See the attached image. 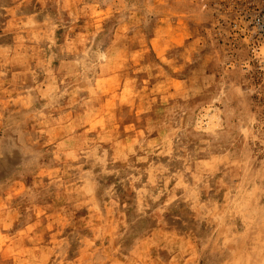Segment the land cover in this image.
Wrapping results in <instances>:
<instances>
[{"label":"rangeland","instance_id":"1","mask_svg":"<svg viewBox=\"0 0 264 264\" xmlns=\"http://www.w3.org/2000/svg\"><path fill=\"white\" fill-rule=\"evenodd\" d=\"M230 1L0 0V223L58 226L46 264H264V47Z\"/></svg>","mask_w":264,"mask_h":264},{"label":"built area","instance_id":"2","mask_svg":"<svg viewBox=\"0 0 264 264\" xmlns=\"http://www.w3.org/2000/svg\"><path fill=\"white\" fill-rule=\"evenodd\" d=\"M230 2H224L223 7L227 9ZM230 9V16L225 13L220 21L230 25L234 32L240 30L244 36H255L261 45L257 51L261 52L264 47V0H233Z\"/></svg>","mask_w":264,"mask_h":264},{"label":"crops","instance_id":"3","mask_svg":"<svg viewBox=\"0 0 264 264\" xmlns=\"http://www.w3.org/2000/svg\"><path fill=\"white\" fill-rule=\"evenodd\" d=\"M1 216V214H0ZM2 222L3 220L0 219ZM58 226L55 225H43L41 228H38V226H35L33 224L27 223L21 226H17L14 223L11 224H3L0 223V264H9V257H3L4 256V251L7 246H9V243H13V238L15 237H20L21 239L24 240V245H27L28 248L30 245L34 244V240L36 237L39 235L43 234L44 236L41 235V240H39V243H42L43 237L46 239H52L50 240V243L52 244H47L46 246L41 247L42 252L40 253L41 256L39 259L36 260L34 264H46V251L48 249H51V246H54L55 242L54 239L51 237H56V229ZM39 229V234L37 235ZM60 231V230H59ZM59 240V239H58ZM57 247V246H56Z\"/></svg>","mask_w":264,"mask_h":264}]
</instances>
